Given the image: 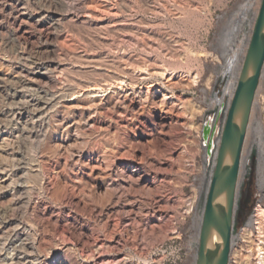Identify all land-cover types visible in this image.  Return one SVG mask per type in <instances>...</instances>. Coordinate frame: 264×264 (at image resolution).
I'll list each match as a JSON object with an SVG mask.
<instances>
[{"label": "rangeland", "instance_id": "374dc122", "mask_svg": "<svg viewBox=\"0 0 264 264\" xmlns=\"http://www.w3.org/2000/svg\"><path fill=\"white\" fill-rule=\"evenodd\" d=\"M262 3L0 0V264H15L19 232L30 264H198ZM259 209L264 67L229 264H259Z\"/></svg>", "mask_w": 264, "mask_h": 264}, {"label": "water", "instance_id": "95a60500", "mask_svg": "<svg viewBox=\"0 0 264 264\" xmlns=\"http://www.w3.org/2000/svg\"><path fill=\"white\" fill-rule=\"evenodd\" d=\"M264 67V0L233 98L201 231L198 264H229L239 168L253 104ZM207 140V132H206ZM209 145V154L212 150Z\"/></svg>", "mask_w": 264, "mask_h": 264}, {"label": "bare ground", "instance_id": "6f19581e", "mask_svg": "<svg viewBox=\"0 0 264 264\" xmlns=\"http://www.w3.org/2000/svg\"><path fill=\"white\" fill-rule=\"evenodd\" d=\"M30 78V79H29ZM29 78H28V80H29V86H32V84H34L35 82H38V80L41 78L39 75H35V73H34V75H30L29 76ZM40 81V80H39ZM101 91H103V92H105L104 90H101ZM101 91L100 90H98V91H96L95 93L97 94V93H101ZM74 98V97H73ZM161 104V103H160ZM73 107V106H72ZM69 108V107H68ZM260 210V209H259ZM54 213V212H53ZM260 215H263L262 216V218L264 217V210H260ZM258 213V214H259ZM45 214V213H44ZM49 214V213H48ZM260 219V218H259ZM259 219H258V221H259ZM264 219V218H263ZM257 221V222H258ZM261 222H262V220H261ZM5 223V222H4ZM5 224H7V223H5ZM5 224H3L2 222H0V232H2V230H4L5 228H6V225ZM263 224V223H262ZM257 227H258V229H262V226H261V223L260 222H258L257 223ZM261 232V231H260ZM25 237V234L24 233H18L17 234V241H21V243L19 244V245H17L16 247H17V251H18V256L16 257V262H15V264H30L31 262H26V260H27V257L28 256H30L31 255V252H29V249H31V247L29 246V244L27 245V243H24V241L25 240H23L22 238H24ZM1 240L3 239V237L1 236V238H0ZM26 239V238H25ZM16 241V240H15ZM13 243V242H12ZM262 244V243H261ZM13 245V244H12ZM257 247H258V245H257ZM83 250V249H82ZM259 250V258H260V262H259V264H264V251H263V249H262V247L261 248H259L258 249ZM257 250V251H258ZM255 254V253H254ZM21 255H24V256H21ZM102 262V261H101Z\"/></svg>", "mask_w": 264, "mask_h": 264}, {"label": "flooded vegetation", "instance_id": "af4514ba", "mask_svg": "<svg viewBox=\"0 0 264 264\" xmlns=\"http://www.w3.org/2000/svg\"><path fill=\"white\" fill-rule=\"evenodd\" d=\"M207 130H208V131H207V133L209 134V131H210V127H208V129H207ZM208 134H207V135H208Z\"/></svg>", "mask_w": 264, "mask_h": 264}]
</instances>
